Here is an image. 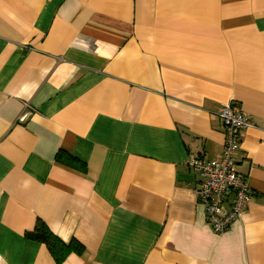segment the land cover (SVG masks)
Masks as SVG:
<instances>
[{
  "label": "crops",
  "instance_id": "obj_1",
  "mask_svg": "<svg viewBox=\"0 0 264 264\" xmlns=\"http://www.w3.org/2000/svg\"><path fill=\"white\" fill-rule=\"evenodd\" d=\"M228 101L253 195L218 233L188 160ZM0 264H264V0H0Z\"/></svg>",
  "mask_w": 264,
  "mask_h": 264
},
{
  "label": "built area",
  "instance_id": "obj_2",
  "mask_svg": "<svg viewBox=\"0 0 264 264\" xmlns=\"http://www.w3.org/2000/svg\"><path fill=\"white\" fill-rule=\"evenodd\" d=\"M30 113L27 107L19 120L25 122ZM219 115L225 136L222 157L192 158L188 160V164L202 177L197 195L206 207L208 222L216 232L222 233L232 222L242 218L252 199L253 189L248 177L237 170V160L234 156L241 147L244 130L251 126L252 116L233 101L222 104Z\"/></svg>",
  "mask_w": 264,
  "mask_h": 264
},
{
  "label": "trees",
  "instance_id": "obj_3",
  "mask_svg": "<svg viewBox=\"0 0 264 264\" xmlns=\"http://www.w3.org/2000/svg\"><path fill=\"white\" fill-rule=\"evenodd\" d=\"M73 158V156L66 154V161L68 163L72 162L74 164H78L79 162ZM80 166L85 168L84 164H81ZM31 236L35 239H40L46 242L50 246L59 263L62 262L72 250L82 252L84 249V246L78 241L66 244L58 236H56V234L47 230L45 226L42 227L41 233H32Z\"/></svg>",
  "mask_w": 264,
  "mask_h": 264
}]
</instances>
